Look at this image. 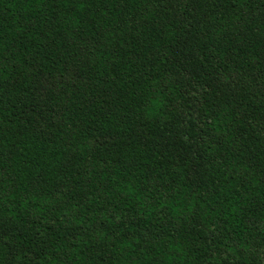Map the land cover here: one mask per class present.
Returning a JSON list of instances; mask_svg holds the SVG:
<instances>
[{
  "label": "trees",
  "instance_id": "trees-1",
  "mask_svg": "<svg viewBox=\"0 0 264 264\" xmlns=\"http://www.w3.org/2000/svg\"><path fill=\"white\" fill-rule=\"evenodd\" d=\"M0 264H264V0H0Z\"/></svg>",
  "mask_w": 264,
  "mask_h": 264
}]
</instances>
